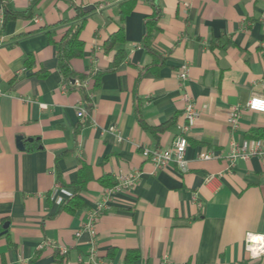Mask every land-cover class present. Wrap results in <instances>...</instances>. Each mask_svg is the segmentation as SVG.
Masks as SVG:
<instances>
[{
	"label": "crops",
	"instance_id": "obj_1",
	"mask_svg": "<svg viewBox=\"0 0 264 264\" xmlns=\"http://www.w3.org/2000/svg\"><path fill=\"white\" fill-rule=\"evenodd\" d=\"M32 1L7 0L32 16L7 22L0 33V264H93L90 235L76 231L104 197L99 178L106 175L135 181L115 189L98 218V259L264 264L244 249L247 232L264 234V156L226 158L232 142L264 131V111L243 108L250 97H264V0H134L123 20L125 41L116 46L126 57L96 88L91 79L64 84L56 46L43 29L53 27L58 40L62 21L76 19L75 7L88 10L80 34L84 52L70 64L79 73L104 71L113 51L104 53L102 45L129 0H40L33 7ZM156 7L152 46L163 58L160 67L140 45L144 18ZM2 15L0 0V25ZM182 65L187 78L180 85ZM80 86L91 99L90 113ZM184 89L199 113L185 168L173 162L156 168L143 149L171 145L183 122ZM234 105L242 109L238 129L230 131L226 117ZM136 107L149 126L175 122L152 134L138 123ZM206 152L214 156L199 157ZM82 167L92 175L79 194L85 207L60 210L71 193L65 185Z\"/></svg>",
	"mask_w": 264,
	"mask_h": 264
},
{
	"label": "trees",
	"instance_id": "obj_2",
	"mask_svg": "<svg viewBox=\"0 0 264 264\" xmlns=\"http://www.w3.org/2000/svg\"><path fill=\"white\" fill-rule=\"evenodd\" d=\"M39 1L40 0H33L31 6H35ZM2 4L3 15L0 25V33L4 30L7 22L18 18L27 19L32 16V11L30 9H27L25 11H15L10 7L7 0H2ZM133 6L134 0L124 1L120 4V20L118 28L114 33L108 36V38L104 41L102 45L104 53H109L113 51L112 58L104 71H95L88 74L79 73L74 71L70 64V61L73 58H79L83 55L84 42L81 39L80 34L84 28L86 16L89 13L88 10H82L78 7H75L76 19L73 21H62L61 24L65 26V29L63 30V33L58 40L53 39L55 34V30L53 29V27L43 29V32L47 36L48 40L54 43L56 46L57 70L61 75L62 81L67 87H71L75 79H78L82 82L86 79H91L93 82L92 88H96L99 86L100 78L104 73L113 72L119 67L120 63L126 57V51L122 47L117 48L116 46L123 44L125 41L123 20L124 16L129 13L130 10L133 9ZM159 16L160 10L156 7L153 8L150 15L144 18L145 32L140 41V45L151 56L153 64L157 67H160L163 64V58L153 48L152 40L154 33L159 29ZM46 73L47 71L43 70L38 72L37 74L39 76H44ZM78 91L80 92L85 110L90 113L92 110V102L90 97L82 86L79 87ZM135 116L140 126L150 131L152 134H156L157 132L166 130L175 122V120L172 119L162 125L149 126L145 124L142 118L140 117L139 110L137 107L135 108ZM248 138H264V131L254 130L251 132V136H249ZM91 179L92 175L90 173V169L82 167V169H80L78 172L76 181L71 184L65 185L66 187L71 189V193L70 196L61 204L60 210H64L69 213H74L77 209L84 208L85 204L83 203V200L81 199L79 194L86 188L87 182ZM99 182L105 188H110L117 185L118 180L113 176L106 175L99 178ZM129 255L130 254L128 253L127 257Z\"/></svg>",
	"mask_w": 264,
	"mask_h": 264
},
{
	"label": "built area",
	"instance_id": "obj_3",
	"mask_svg": "<svg viewBox=\"0 0 264 264\" xmlns=\"http://www.w3.org/2000/svg\"><path fill=\"white\" fill-rule=\"evenodd\" d=\"M180 85H183L184 80L187 78V67L182 65L178 73ZM264 88V85H263ZM1 93V90H0ZM183 102V122L178 125L177 133L167 148L163 149H143V154L156 168H164L171 162L175 163L179 168H185V151L188 146V135L193 128L199 113L195 107L194 101L191 95L184 89L180 96ZM243 108L253 111H264V97L252 96L250 97ZM242 107L234 105L231 107L229 115L226 117V123L229 126L230 131H235L239 127L240 111ZM77 115L79 117L84 115V109L82 106L78 107ZM252 155L264 156V143L260 139L248 140L244 139L240 144L231 143L230 150L226 158L232 163L237 158L247 159ZM214 155L206 152L199 155L202 159H211ZM117 185L105 188L104 197L95 203V205L88 209L85 214V221L80 229L76 231V235H80L82 232H86L90 235L92 242L89 249V256L93 264H122L113 262H104L97 258L96 250L94 246V236L96 234V223L99 216L106 210L111 203V196L113 191L120 186H130L134 183L135 177L124 175L117 178ZM244 249L246 250L250 259H257L264 261V234L247 232L245 235ZM62 252H65V248H61ZM161 264H171L168 259L163 260Z\"/></svg>",
	"mask_w": 264,
	"mask_h": 264
},
{
	"label": "water",
	"instance_id": "obj_4",
	"mask_svg": "<svg viewBox=\"0 0 264 264\" xmlns=\"http://www.w3.org/2000/svg\"><path fill=\"white\" fill-rule=\"evenodd\" d=\"M21 137H18V142H17V145H18V148L19 149H23V146H22V143H21Z\"/></svg>",
	"mask_w": 264,
	"mask_h": 264
}]
</instances>
